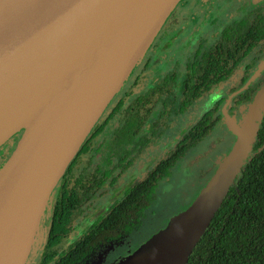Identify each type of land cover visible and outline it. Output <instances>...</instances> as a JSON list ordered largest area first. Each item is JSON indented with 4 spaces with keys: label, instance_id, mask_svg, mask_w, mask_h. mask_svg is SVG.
<instances>
[{
    "label": "water",
    "instance_id": "95a60500",
    "mask_svg": "<svg viewBox=\"0 0 264 264\" xmlns=\"http://www.w3.org/2000/svg\"><path fill=\"white\" fill-rule=\"evenodd\" d=\"M181 0H0V264H26L50 197ZM264 69V62L259 70ZM193 201L120 264H187L253 152L264 88Z\"/></svg>",
    "mask_w": 264,
    "mask_h": 264
},
{
    "label": "trees",
    "instance_id": "16d2710c",
    "mask_svg": "<svg viewBox=\"0 0 264 264\" xmlns=\"http://www.w3.org/2000/svg\"><path fill=\"white\" fill-rule=\"evenodd\" d=\"M260 33L263 34V31L260 30ZM249 39L242 40L238 33V48L234 52L227 49L222 54L219 50H213L211 59L215 62L190 63L186 73L191 75V79L188 80L189 83L179 87L178 91L183 94L178 98L179 103L172 105L169 112L184 111L195 99L208 95L228 80L239 67L244 65L245 70L246 66L254 65L256 62L240 61L257 44L256 41L248 44ZM147 53L139 65L149 64L145 61ZM221 55L227 57L229 62H216V57ZM241 55L242 58L238 60L240 62H235ZM136 76H139L135 80L138 82L141 79L140 73ZM261 76L262 81L264 73ZM246 77L247 75L238 85ZM125 84L126 82L94 125L50 197L46 210L50 207L52 213L47 229V243L39 264L70 262L92 253L98 245L106 244L133 230L140 223V217L152 205L158 183L168 178L169 169L190 146L213 131L221 117L214 118L217 108L206 113L187 137L167 152L141 180L131 181L124 194L105 213L87 227L79 228V217L85 207L91 204L98 193L115 186L118 176L130 168L152 144L148 142L156 141L152 135L161 116L159 112L157 118L156 113L161 109L159 99L149 96L150 93H140L135 99H129L125 95L129 92L125 89ZM152 89L167 90L164 87L158 88L157 85ZM169 90L176 92L177 88L172 86ZM253 90V87L247 89L240 96L239 102L250 99ZM170 100L176 102V99ZM166 102L167 98L164 99V105ZM112 118L111 125H116L114 131L107 127ZM146 124L148 134L144 129ZM16 138L17 136L13 137ZM3 160H0V166ZM42 233L46 235L41 219L37 240ZM70 235L75 237L71 243L68 241ZM66 238L70 243L68 254L56 257L65 246ZM61 240H64L63 244ZM187 264H264V118L252 154L193 249Z\"/></svg>",
    "mask_w": 264,
    "mask_h": 264
},
{
    "label": "flooded vegetation",
    "instance_id": "af4514ba",
    "mask_svg": "<svg viewBox=\"0 0 264 264\" xmlns=\"http://www.w3.org/2000/svg\"><path fill=\"white\" fill-rule=\"evenodd\" d=\"M234 2L235 4L233 6L235 7L231 12H229V9L233 7L232 4ZM221 21H223L224 25L222 27H218ZM260 30L263 31V34L260 33ZM238 33H240L242 40H248L250 38L248 44L253 41H256L257 44L248 54L243 57L242 60H240L242 58L241 55V57L235 62L241 61L247 63H256L252 66H246L245 70L244 65L242 67H239L236 70V73L231 75L228 80L224 81L217 88H215L214 91L208 93V95L195 99L190 105L185 108L184 111L180 112L179 110H173L172 112H169L172 105H174L175 103H179L178 98H180L183 94L182 92L178 91L179 87H182L184 83H189L188 80L191 79V75H187L186 73L188 71V65L192 62H215L213 59H211V53L213 50H219L222 52V54L227 49L234 52L238 48ZM152 44L154 46H151V49L148 51L145 60L149 62V64L146 65V63H142L141 65H138V67L126 81L124 87L129 91L125 94L129 99H135L136 96H138L140 93H150L148 94L149 96L153 98L154 96H156L159 99L161 109L156 113L157 118L159 117V112L161 113V116L158 121L157 129L153 132L152 135L154 140L156 138V141L148 142L152 144L149 145V147L144 151L141 157L137 158V160L134 161V164L130 168H128L118 176V180L116 181L115 186L109 187L107 190L98 193L99 195L91 201V204L89 203L90 205L88 204L85 207V210L79 217V221H81V226L79 228L87 227L90 223L97 220L101 214L105 213L108 210V207L111 206V204H113L118 197H121L124 194L131 181L135 182L138 179L141 180L149 170H151L158 164V162L166 155L167 152H170L172 149H174L175 146L179 145L184 138L187 137V134H189L190 131L195 128V125L198 124L202 119H204L206 113H210L215 108L217 109L214 112V118L219 116L221 117L219 118L218 123L213 130H224L228 132L232 136V141H234L235 143L236 135L233 134L229 130L227 124L224 123V113H228L230 116L235 118L236 122H240L243 114L247 111L249 104L255 98V95L260 89L264 88V81H261L262 70L264 69L260 70L259 74L256 75L257 71L259 70L260 63L264 62V0H181L164 22ZM172 49H175V51L171 55V57H175L174 62L185 63H181V67L179 66V64H176V66H174L168 72L164 73L162 67L159 64L162 62L170 61V58L167 57L169 56ZM161 53L162 57L159 56ZM216 62H229V60L227 57L221 55L216 57ZM156 63L159 65L161 72L159 75L154 73V67ZM138 73H140L141 79L138 82H135L136 78L139 77L136 76ZM245 75H247L246 80L244 82L242 81L243 83L241 82V84L238 85L239 81H241ZM233 76H237V78L228 87L227 91H223L221 87L225 83H227ZM192 78H194V76H192ZM129 80L132 81L130 82ZM173 81L174 84H172ZM156 85L158 86V88L164 87L167 90L159 89L158 91H154L152 88H154ZM172 86H176V92L169 90V88ZM252 87L254 88V90L251 94L250 99L239 102V99L241 98L240 96L246 93L247 89ZM224 92L227 93V99L223 103V106L219 107L217 104H215V100L218 96L223 95ZM206 96H212L211 100L214 99L210 102V106L206 110L201 111L200 114H198V118L196 120L185 123L172 144L165 147L163 145L158 146L159 144L163 143L167 133L177 125L179 118L185 117L192 110L195 104ZM166 98L168 99V102H166V104L164 105V99ZM171 98L176 99V102L171 101ZM112 122L113 118L108 123L107 127L114 131L116 129V125H111ZM141 129H143V127ZM144 129L148 134L147 124L144 126ZM21 133L22 132L17 133L15 135L17 136L16 139H11L2 146L8 149L5 150V152L7 151L6 155L4 154L2 157H0V160L4 159L3 161H5L8 158L18 139L20 138ZM211 133L212 132L207 134L198 143L190 146L186 150L182 158L179 159L177 163L169 169L170 175L168 176V178L174 172L178 163L190 155L192 149H195L196 147L200 148L207 143L206 141ZM222 139L223 141L226 140L225 137H218L217 139H215L216 141L212 143L213 145L209 150H204L203 155L197 154V157L200 158L201 161H203L202 158H207L215 148L214 145H216V142L218 144H221ZM11 141L14 144L10 146L9 143H11ZM153 143H156V148L164 147L160 150L161 152L159 153L160 156L158 158V161L155 160L156 162L153 165H151L150 167H146L143 172L140 171V173H142L140 177L135 176L134 179H130L124 185H121L120 182L125 176V173L131 172L138 165V163L148 152V150L153 149ZM230 147L232 148V146ZM231 148H229L228 150H222L221 152L215 154L214 157L211 156V158H213V163L207 167V171L210 172V176L213 175L218 166V158L223 157L230 151ZM165 180L166 179H163L158 183L155 190V199L149 208L153 206L154 202L157 199L158 192L159 190H161L159 189L160 183L164 182ZM116 188L119 189L121 193L115 194V196L110 199V202L102 206L101 208L99 206L100 200L104 198L105 195L110 191H116ZM147 210L145 211V214L140 217V223L134 227L135 229H131L132 231L130 230L128 233L120 235L106 244L104 243L98 245L95 249L92 250V253H88L85 256H80L78 257V259H73L70 260V262L68 261L63 264H120L139 246L134 250H131L129 253L127 252L123 255H120L124 252V250H121V248H124V245L117 246V242L128 241V238L139 229L141 231L146 230L145 226L148 225V218L146 217ZM51 213V208L48 207V209L44 213V217L42 218L43 229L45 230L46 235L43 233L39 235V238L35 244V246H37L36 252H34V246L26 264H39L40 262L45 244L47 243V229L50 225ZM74 238L75 237L70 235L68 237V241L71 243ZM65 240V246L63 247L61 252L56 255V257H60V255H65L66 253L68 254L67 251L69 250L68 247L70 243L67 242V238ZM62 241L64 240H61V242ZM144 242H142L141 244H143ZM59 245L61 246V244ZM108 245H112L113 249L107 250L108 252H103V248ZM72 247L75 248V245H73ZM109 257L113 258L109 259Z\"/></svg>",
    "mask_w": 264,
    "mask_h": 264
},
{
    "label": "rangeland",
    "instance_id": "374dc122",
    "mask_svg": "<svg viewBox=\"0 0 264 264\" xmlns=\"http://www.w3.org/2000/svg\"><path fill=\"white\" fill-rule=\"evenodd\" d=\"M234 4L235 2L232 4V6ZM234 7L235 6L231 7L229 9V12H231L234 9ZM223 25L224 23L223 21H221L218 27H222ZM207 34H208V30H207ZM174 51L175 49H172L170 51L169 56L167 57L170 58L169 62H162L159 64L162 67L164 73L168 72L170 69L176 66V64H179V66L181 67V63L182 64L185 63V62H181V63L174 62L175 57L173 56L171 57ZM159 56L162 57V53ZM159 65L156 63L154 67V73L158 75L161 73ZM263 73L264 70H262V74ZM236 78L237 76H233L227 83H225L221 87L222 90L227 91L228 87L234 82ZM211 97L212 96L204 97L198 103L195 104L192 110L185 117H180L177 125L167 133L163 143L159 144L158 146L163 145L165 147L172 144L175 141L176 136L181 131L183 125L189 121L196 120L198 118V114H200L201 111L206 110L210 106V102L214 100V99L211 100ZM226 99H227V93L224 92L223 95H220L216 98L215 104L221 107L223 106V103L225 102ZM221 136L225 137L226 140L223 141L222 139L221 144L220 143L218 144L216 142V145H214L215 148L213 149L212 153H210L207 158L203 157L202 158L203 161H201L200 158L197 157V154L203 155L204 150L207 149L209 150L210 147H212L213 145L212 143L216 141L215 139ZM231 137L232 136L224 130L223 131L213 130L212 133L209 135L206 144H204L200 148L196 147L195 149H192L190 155L178 163L177 167L175 168L171 176L168 179H166L164 182L160 183L159 189L161 190H159L158 192L157 199L154 202L153 206L149 208L146 212V217L148 218L147 221L148 225L145 226L146 230L141 231L139 229L128 238V241L117 242V246L124 245V248L123 249L121 248V250H124V252L121 253L120 255H123L127 252L129 253L131 250H134L139 246L136 250H134V252H136L141 247L142 242H144L147 238L150 239L154 234L157 233V231L159 232L160 229L166 226L171 216L185 209L193 201V199L201 190V188L210 179L209 177L210 172L207 171L208 169L207 167L213 163V158H211V156L214 157L215 154L221 152L222 150L225 149L228 150L229 148H231L230 146H233L234 144V141H232ZM13 144L14 143L12 141L11 143H9L10 146ZM156 147L157 145H153V149L148 150V152L144 155V157L141 159L138 165L133 169L134 175H133V170L131 172L125 173V176L120 182L121 185H124L130 179H134L135 176L140 177L142 175L140 171L143 172L146 167H150L151 165H153L156 162L155 160L158 161V158L160 156L159 153L161 152L160 150L164 147H159V148ZM7 149L8 148L5 147L0 148V157H2L4 154L6 155L7 151L5 152V150ZM3 163L4 161L1 164ZM117 193L118 194L121 193L120 190L117 188L116 191L112 190L109 193H107L105 197L100 200L99 206L102 208V206L108 204L110 202V199L113 196H115V194ZM36 249L37 246H35L34 252H36ZM112 249L113 246L108 245L103 248V252ZM134 252H132L131 254L133 255ZM112 258L113 257L111 258L109 257V259Z\"/></svg>",
    "mask_w": 264,
    "mask_h": 264
},
{
    "label": "crops",
    "instance_id": "0c3cea01",
    "mask_svg": "<svg viewBox=\"0 0 264 264\" xmlns=\"http://www.w3.org/2000/svg\"><path fill=\"white\" fill-rule=\"evenodd\" d=\"M211 176H212V175H211ZM211 176H210V177H211Z\"/></svg>",
    "mask_w": 264,
    "mask_h": 264
}]
</instances>
